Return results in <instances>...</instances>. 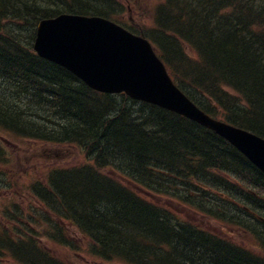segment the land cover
I'll return each mask as SVG.
<instances>
[{
	"label": "trees",
	"instance_id": "16d2710c",
	"mask_svg": "<svg viewBox=\"0 0 264 264\" xmlns=\"http://www.w3.org/2000/svg\"><path fill=\"white\" fill-rule=\"evenodd\" d=\"M126 2L0 0V134L76 146L85 159L32 187L42 212L4 211L0 260L74 264L86 240L108 264H264V175L253 164L198 123L95 92L33 49L40 20L110 19L148 38L207 114L264 138V0H157L147 28L123 21ZM9 160L0 141V163ZM107 171L242 230L246 245L180 220Z\"/></svg>",
	"mask_w": 264,
	"mask_h": 264
},
{
	"label": "water",
	"instance_id": "95a60500",
	"mask_svg": "<svg viewBox=\"0 0 264 264\" xmlns=\"http://www.w3.org/2000/svg\"><path fill=\"white\" fill-rule=\"evenodd\" d=\"M40 56L68 69L92 89L183 115L219 133L264 169V141L210 119L173 84L147 40L101 18L62 15L41 23Z\"/></svg>",
	"mask_w": 264,
	"mask_h": 264
},
{
	"label": "rangeland",
	"instance_id": "374dc122",
	"mask_svg": "<svg viewBox=\"0 0 264 264\" xmlns=\"http://www.w3.org/2000/svg\"><path fill=\"white\" fill-rule=\"evenodd\" d=\"M156 4L157 0H132V2L130 3V5L132 6V10L128 9L124 16H126V19L133 18L135 20L134 23L136 22L140 24L142 28H147L152 25V10L155 8ZM2 138H4V140H7L4 135H2ZM11 143L14 144V148H10L9 155L11 156V160L13 163L11 166L9 164V169L11 171H8V173L12 174V179L19 184V188H13L11 192H9V190L4 186L1 188L0 210H3L4 208H10L12 210V206L15 203H20V206L24 209L26 215L32 213L33 209L37 207L41 212L42 210L37 204L34 197L32 198L30 195L26 194V188L29 186V181L24 180V175L30 170L37 171V173L39 174V171H42L44 167L46 168L47 166L49 168L51 166L57 165H61L62 167L80 165L83 159L82 155L79 154L81 157L77 155L76 148L67 147L64 148V150L68 151L63 150L64 152H62L63 154L66 153L67 157L61 158L55 154L61 148V146L44 144L28 139L20 140L19 138H16V140L11 141ZM107 173L115 176L114 173L110 171H108ZM132 187L136 191L145 195V193H143L137 187ZM145 198L157 205L172 210L182 221H188L199 227L217 233L218 235L233 238L236 241L240 240L242 244L246 245L247 235L242 231H238L237 229L233 230L231 228H225L218 221L211 220L205 216H202L194 210L172 199L155 196ZM73 241L76 244H79L77 240ZM49 247L52 249V251L56 250L52 245H49ZM2 259L3 261L0 260V264H15L14 262H12V260L10 261L8 257H4ZM72 259L74 261V264H105L96 260V258L94 257L86 255L84 251L80 254H73ZM109 264L122 263L115 261L110 262Z\"/></svg>",
	"mask_w": 264,
	"mask_h": 264
}]
</instances>
